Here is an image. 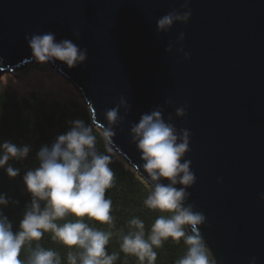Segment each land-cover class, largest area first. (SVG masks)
Returning <instances> with one entry per match:
<instances>
[{
    "label": "water",
    "instance_id": "95a60500",
    "mask_svg": "<svg viewBox=\"0 0 264 264\" xmlns=\"http://www.w3.org/2000/svg\"><path fill=\"white\" fill-rule=\"evenodd\" d=\"M184 3L0 0V72L44 63L31 54L32 34L86 49L75 68L47 63L78 90L93 124L112 128L114 152L151 187L130 128L152 110L171 115L190 131L187 203L206 217L199 230L213 263L264 264V0H188L187 23L158 31L157 20L187 11ZM113 107L115 123L105 116Z\"/></svg>",
    "mask_w": 264,
    "mask_h": 264
},
{
    "label": "clouds",
    "instance_id": "9594fccd",
    "mask_svg": "<svg viewBox=\"0 0 264 264\" xmlns=\"http://www.w3.org/2000/svg\"><path fill=\"white\" fill-rule=\"evenodd\" d=\"M183 7L188 9V0ZM190 16V9L182 13L173 10L157 20V30L167 32L176 22L187 23ZM26 39L33 58L38 61H59L69 69L86 61V49L69 39L57 40L53 32L32 34ZM179 39H184L183 33ZM185 114L186 107L176 108L177 117ZM105 116L107 121L115 123L119 119L118 108L106 110ZM69 124V129L50 145L39 148L36 152L38 166L27 170L22 177L31 194V203L19 222V230H13L12 221L0 209V264H61L58 252L45 249L39 243L33 247V242H39L45 233H51L53 241L69 249L73 246L78 249L76 253H68V264H114L118 259L117 253L109 254L106 249L112 233L91 227L83 219L113 225V202L105 196L114 186V173L109 167L111 157L97 150L93 126L82 119L70 120ZM130 133L151 184L144 206L172 215L158 216L147 238L144 221L133 217L128 221L131 230L122 237L121 252L135 256L140 264H156L155 249L161 248L169 238L176 242L183 238L187 250L175 264H210L199 230L206 224V217L195 209L194 203H187L191 195L188 188L196 180L191 161L185 159L190 151V131L178 130L171 115L165 119L163 112L156 109L141 114ZM113 136L112 128L104 127L102 137L106 144L112 142ZM30 151V145L0 141V168H4L9 177H16L20 170L8 162L26 159ZM5 165L8 166L5 168ZM260 195L264 199V193ZM8 203L6 195L0 193V206ZM69 216L75 219H65ZM22 248L29 250L26 260L19 258ZM249 264H256V258H251Z\"/></svg>",
    "mask_w": 264,
    "mask_h": 264
},
{
    "label": "trees",
    "instance_id": "16d2710c",
    "mask_svg": "<svg viewBox=\"0 0 264 264\" xmlns=\"http://www.w3.org/2000/svg\"><path fill=\"white\" fill-rule=\"evenodd\" d=\"M74 119H82L89 126H93V133L97 137V150L111 157L109 167L114 173V186L105 193L106 198H110L113 202L111 211L114 218L113 225L101 224L87 217L83 219L91 227L112 233L106 249L109 254L113 252L118 254L114 264H140L135 256L127 255L120 250L123 235L131 230L128 227V221L133 217L142 219L145 224V238H147L155 219L161 215L168 217L172 213L150 210L144 206L143 201L149 195L151 187L124 158L118 156L112 147L105 143L102 132L92 122L89 109L76 101L63 105L55 102L49 105L34 95L19 99L7 88H0V141L9 140L17 145L27 144L31 147L26 159L8 162L12 167L20 170L19 175L9 177L4 168H0V193L5 194L9 200V203L0 206V209L12 221L13 230H19V222L23 218L26 207H30L31 203V194L26 190L22 177L27 170L38 166L36 152L39 148L45 144L50 145L58 135L66 132L70 127L69 121ZM7 166L5 165V168ZM41 206L43 207V202ZM65 219H75V217L69 216ZM63 222L57 221V223ZM36 243L45 249L58 252L61 264H68L67 255L70 251L73 253L78 251L75 246L69 249L59 241H53L51 233H45L39 242L34 241L33 247ZM186 250L187 245L183 238L180 242L169 238L161 248L155 249L156 264H175ZM28 254L29 250L22 248L19 258L26 260ZM207 254L210 264H214L208 251Z\"/></svg>",
    "mask_w": 264,
    "mask_h": 264
},
{
    "label": "rangeland",
    "instance_id": "374dc122",
    "mask_svg": "<svg viewBox=\"0 0 264 264\" xmlns=\"http://www.w3.org/2000/svg\"><path fill=\"white\" fill-rule=\"evenodd\" d=\"M2 87L16 94L19 99L34 95L49 105L55 102L63 105L76 101L85 105L90 111L74 85L47 62L31 64L20 71L0 72V88Z\"/></svg>",
    "mask_w": 264,
    "mask_h": 264
}]
</instances>
